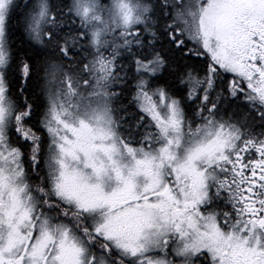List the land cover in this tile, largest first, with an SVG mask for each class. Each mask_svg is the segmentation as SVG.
<instances>
[{
    "label": "snow or ice",
    "instance_id": "obj_1",
    "mask_svg": "<svg viewBox=\"0 0 264 264\" xmlns=\"http://www.w3.org/2000/svg\"><path fill=\"white\" fill-rule=\"evenodd\" d=\"M0 264H264V0H0Z\"/></svg>",
    "mask_w": 264,
    "mask_h": 264
}]
</instances>
